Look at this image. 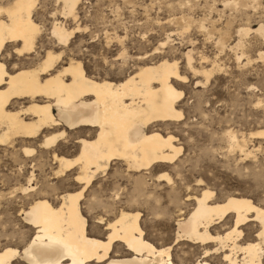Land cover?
<instances>
[{
  "label": "bare ground",
  "instance_id": "1",
  "mask_svg": "<svg viewBox=\"0 0 264 264\" xmlns=\"http://www.w3.org/2000/svg\"><path fill=\"white\" fill-rule=\"evenodd\" d=\"M80 1L60 0L63 17L77 21ZM38 2L14 0L10 5L0 6V146L21 144L23 153L32 157L36 151L27 146L29 143L37 141L38 148L53 150L63 140L72 138L78 155L69 159L54 154L58 164L56 175L78 171L74 182L80 189L56 195L52 200L45 190L39 191L32 174L28 186L19 190L35 197L28 209L21 212L26 226L35 233L25 245L26 240L17 245L8 240L2 244L0 240V264H177L172 247L183 243L202 250V256L195 261H188L189 253L183 252V264H211L209 260L213 257L220 258L218 261L223 264H264V203L244 194L217 200L211 190L204 189L199 196H189L187 201H193L194 207L187 214L179 211L175 220L176 239L171 246L152 244L142 225L141 212H132L128 207L107 223L104 215L98 216V224L105 226V236L91 231L84 202L100 172H106L113 161L124 162L128 173L148 172L155 166L171 164L181 153L173 135L163 134L156 126L166 127L181 121L184 115L177 106L182 92L176 86L188 79L180 73L176 60L162 58L155 63L145 62L135 73L116 83L91 76L82 61L54 50L46 51L37 67L11 73L4 59L5 55L11 57L7 54L9 47L12 53L22 57L35 52L41 34L33 19ZM257 2L226 0L224 6L243 8L252 4L255 8ZM184 18L173 21L180 20L188 27L189 22ZM214 24L211 21L213 28L208 29L201 22L200 27L209 34L218 33L217 47L234 51L238 63L246 56L243 40L251 33L264 47L263 24L257 29L238 28V41L232 47L227 44L232 34L230 20L222 29ZM79 31V26L68 29L56 21L51 28L52 38L63 47ZM184 56L187 68L202 76L206 84L220 70L217 60L209 62L210 68H195L192 50ZM207 58L201 56L202 61H208ZM249 58L246 57L244 66L252 60ZM259 58L264 63V51L259 53ZM257 106L264 109V101L258 99ZM227 136L230 151L239 152L243 158L253 155L254 150L248 149L244 136L232 131H227ZM249 136L264 138V129ZM160 179L172 181L167 174H162ZM116 196L117 199L120 195ZM132 200L139 202L135 196ZM96 201L95 196L87 202L90 211L96 206L107 208L103 202ZM117 205L114 203L112 209ZM244 228L247 231L251 228L254 237L244 236Z\"/></svg>",
  "mask_w": 264,
  "mask_h": 264
},
{
  "label": "rangeland",
  "instance_id": "2",
  "mask_svg": "<svg viewBox=\"0 0 264 264\" xmlns=\"http://www.w3.org/2000/svg\"><path fill=\"white\" fill-rule=\"evenodd\" d=\"M13 1L0 0V6ZM225 1L81 0L76 10L77 21H74L63 17L60 0H39L33 13L35 23L41 28L35 52L22 57L8 48L10 53L7 54L11 57L5 55L4 59L11 73L37 67L46 51L54 50L82 61L91 76L116 83L135 73L145 62L155 63L162 58L176 60L180 73L188 79L176 86L182 92L177 106L184 115L181 121L166 127L156 126L163 134L173 135L174 144L181 147L179 156L182 155L171 164H161L139 174L126 172L122 161H113L106 172H100L84 202V212L95 235H106L105 226L97 222L99 215H104L107 223L122 208L127 210L128 207L132 212H141L142 225L152 244L171 246L176 239L175 220L179 211L189 213L194 202L187 201L188 197L199 196L204 189L211 190L217 200L238 193L264 203V138L249 136L264 129V109L257 106L258 99L264 101V63L259 58L264 47L260 39L249 34L243 40L246 56L238 63L234 51L217 47L218 33L209 34L200 27L203 22L206 28L212 29L211 21H215V27L222 29L230 20L232 34L227 44L232 47L238 41V28L257 29L264 25V0H258L255 8L252 4L243 8L225 7ZM180 18L189 22L188 27L180 20L173 21ZM55 21L62 22L68 29L79 26L81 32L74 34L66 47L58 45L51 34ZM190 50L197 69L210 68L209 62L217 60L220 70L207 84L202 76L194 75L187 68L184 54ZM201 56L208 57V61H202ZM246 57L252 60L244 66ZM227 131L244 136L248 149L254 150L253 155L243 158L239 152L230 151ZM27 146L36 151L32 157L23 153L21 144L0 146V236L5 235V238L0 237L2 244L8 240L17 245L26 240L25 245L35 233L26 226L21 214L35 197L19 190L28 186L32 174L39 191L45 190L52 200L56 195L80 189L74 182L78 171L56 175L58 164L54 154L69 159L78 155L72 138L63 140L53 150L38 148L37 141ZM162 174H167L171 183L160 179ZM48 185L51 187L47 189ZM94 195L96 202H103L107 208L96 206L90 211L87 202ZM134 196L140 203L132 200ZM115 200L119 205L112 209ZM249 229V232L243 229L244 236L254 237L255 232ZM119 248L122 251V247ZM172 249L177 264L185 263L183 252L189 253L188 261L202 256V250L195 245L183 243ZM218 259L213 257L209 261L220 264Z\"/></svg>",
  "mask_w": 264,
  "mask_h": 264
}]
</instances>
